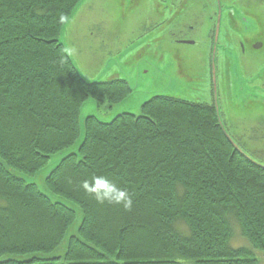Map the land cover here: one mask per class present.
Instances as JSON below:
<instances>
[{
	"label": "trees",
	"instance_id": "1",
	"mask_svg": "<svg viewBox=\"0 0 264 264\" xmlns=\"http://www.w3.org/2000/svg\"><path fill=\"white\" fill-rule=\"evenodd\" d=\"M78 3L0 0V264H257L229 241L236 223L264 250V168L204 105L152 96L109 123L87 115L76 144L86 99L108 110L131 92L79 78L59 42ZM74 144L43 177L52 195L25 179ZM99 173L131 210L83 190Z\"/></svg>",
	"mask_w": 264,
	"mask_h": 264
},
{
	"label": "rangeland",
	"instance_id": "2",
	"mask_svg": "<svg viewBox=\"0 0 264 264\" xmlns=\"http://www.w3.org/2000/svg\"><path fill=\"white\" fill-rule=\"evenodd\" d=\"M83 2L64 32L66 45L77 67L87 79H93L99 75L101 80L107 77H110V80L116 77L127 80L133 91L108 110L98 109L93 100L86 99L80 110L81 126L82 119L96 111L104 120L110 119L119 112L138 114L141 112L142 103L160 93L193 98L184 89L180 90L182 81L177 75L180 65L185 69L187 66L190 71L198 65L194 51H190L193 46L174 45L172 50H176L179 56L175 59V55L165 56L159 53L154 42L149 46L145 45V41L136 39L137 34L133 33L141 26L140 19L144 16L134 18L132 15L134 7L139 3L140 10L139 7L137 10L142 12L148 6L145 0H84ZM123 11L126 14L123 22H120ZM164 50L168 52L170 48L164 47ZM182 50L186 55L182 53ZM192 82L196 84L197 80ZM247 93L246 98L249 101H243L244 108L228 106L223 99L225 107L221 116L224 117L225 125L232 135L244 131L245 136L249 137V140H242L236 144L253 159L264 164V107L251 103V99L254 98L250 99V93ZM259 97L264 98V92ZM75 148L74 144L72 147L52 154L41 170L32 176H25V179L28 182H36L42 192L52 195L45 189L43 177L64 157L63 155ZM231 236L230 246L249 248L252 255L257 258V264H264V250L252 246L247 237L241 234L236 223L233 224Z\"/></svg>",
	"mask_w": 264,
	"mask_h": 264
},
{
	"label": "flooded vegetation",
	"instance_id": "3",
	"mask_svg": "<svg viewBox=\"0 0 264 264\" xmlns=\"http://www.w3.org/2000/svg\"><path fill=\"white\" fill-rule=\"evenodd\" d=\"M145 2L148 6L142 12H139V1L132 13L134 18L144 15L140 19L141 26L133 31L137 34L136 39L144 40L148 46L156 43L159 53L175 55V59L179 56L172 50L174 45H191L190 51H194L198 63L191 71L187 66L186 69L178 66L177 75L182 81L180 90L184 89L193 98L162 93L158 96L204 105L214 115L218 106L220 116L225 107L223 99L228 106L244 108L243 101H249L247 92L250 99L254 98L251 103L264 107V98L259 97L264 92V0ZM125 14V11L121 12L120 22ZM164 47L170 50L166 52ZM182 53L185 54L183 50ZM104 80L109 81L110 77L101 81ZM193 80H197L196 84ZM221 119L235 143L249 140L244 131L232 135L223 116Z\"/></svg>",
	"mask_w": 264,
	"mask_h": 264
},
{
	"label": "clouds",
	"instance_id": "4",
	"mask_svg": "<svg viewBox=\"0 0 264 264\" xmlns=\"http://www.w3.org/2000/svg\"><path fill=\"white\" fill-rule=\"evenodd\" d=\"M81 187L99 204L122 205L125 210H131L133 207L134 201L127 188L103 173L93 174L85 179Z\"/></svg>",
	"mask_w": 264,
	"mask_h": 264
},
{
	"label": "water",
	"instance_id": "5",
	"mask_svg": "<svg viewBox=\"0 0 264 264\" xmlns=\"http://www.w3.org/2000/svg\"><path fill=\"white\" fill-rule=\"evenodd\" d=\"M84 0H79V3L72 9V11L69 13L68 17L62 22V26H61V30H60V38H59V42L62 44V46L64 47L65 49V52H66V55L67 57L72 61V64H73V67L76 68V71H77V74L79 76L80 79H83L84 81H86L88 84H93V82H97V81H100L101 78L99 77V75L97 77H94L93 79H87L83 76V74L81 73L80 69L77 67V64H76V61L74 59V57H72L71 55V52L69 51V48L67 47L66 45V41H65V36H64V32L66 30V27H67V24L69 23V21L71 20V18L76 14L77 10L79 9V7L84 3L83 2ZM128 87L131 89V92L133 91V88H131V86L128 84ZM130 92V93H131ZM129 93V94H130ZM128 94V95H129ZM148 101V100H147ZM145 101V102H147ZM144 102V103H145ZM95 103V102H94ZM143 104V103H142ZM96 105V104H95ZM97 107V105H96ZM82 108V107H81ZM80 108V110H81ZM121 113H124V112H119V113H116L113 117H111L110 119H102L101 117H99L97 111L96 113L94 112V114H91L89 116H92V117H97L100 121L104 122V123H109V122H112L113 119L116 118V116L120 115ZM81 114V112H80ZM215 117H217V123L219 125V127H221V131L224 135V137L226 139H228V141L230 142V144L232 145L233 149H235L237 152H239L243 157H245L246 159H248L249 161H251L252 163L256 164L257 166L259 167H262L264 168V164L263 163H259L258 161H256L255 159H253L250 155H248L242 148H240L235 142L234 140L230 137V135L228 134L227 132V129L223 126V123H222V119H221V116L219 114V110H218V106L216 107V113H215ZM85 118L84 117L82 119V126H81V138L78 140V141H81L82 140V137H84V128H85ZM79 147V146H78ZM78 147H76L74 150L76 151L78 149ZM74 150L72 152H74ZM67 154V153H66ZM64 156V155H63Z\"/></svg>",
	"mask_w": 264,
	"mask_h": 264
}]
</instances>
